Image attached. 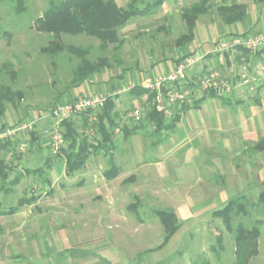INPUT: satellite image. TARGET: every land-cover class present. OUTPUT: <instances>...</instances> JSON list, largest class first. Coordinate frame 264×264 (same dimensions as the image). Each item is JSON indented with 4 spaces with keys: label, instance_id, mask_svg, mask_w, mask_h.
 <instances>
[{
    "label": "crops",
    "instance_id": "obj_1",
    "mask_svg": "<svg viewBox=\"0 0 264 264\" xmlns=\"http://www.w3.org/2000/svg\"><path fill=\"white\" fill-rule=\"evenodd\" d=\"M115 1L119 5V2ZM217 1L220 2L219 5L228 6L237 3L247 4V16L240 22L226 24L221 18L217 23L207 20L201 22L199 19L207 14L202 15L197 21L193 41L176 49L174 55L172 53L168 56L162 54L161 57L156 56L150 59L146 66L130 71L108 86L95 85L93 88L92 81L89 80L59 99L64 103L68 102V99L76 100L85 96L104 95L107 98L116 96L120 127L122 126L117 127L114 133L116 150L112 152L113 161H110L109 156L103 158V153L93 155L82 169L84 173L78 179L80 182L77 185L81 187L80 190H84L82 193L89 196L91 204L89 210L85 204L77 207L82 216L76 218L75 228H105L110 232L118 229L120 225L129 226L130 206L124 203L128 198H134L138 203L147 198L162 206L157 210L175 214L180 223V229L162 249L156 250L164 243L165 235L156 248L145 250L148 253L159 252L176 237L183 225L224 208L230 199L264 183V86L254 94L236 88L228 97H207L197 106L193 105L183 111L175 128L165 133L158 145H154L147 135L152 129L147 121V126L143 124L142 129L130 137H126L123 130L126 125L129 129L134 126L127 123L124 114H121L124 104L121 97L129 91L124 86L135 81L132 87L142 86L145 77L170 72L182 57L204 56L193 74L217 69L224 77L233 79L243 62H248L254 73L259 72L264 64V53L257 57L255 53L241 48L227 54H214L212 50L220 40L261 34L264 31V7H259L249 0ZM121 86L122 92L113 91L114 88ZM132 99V104L139 106L146 103L147 96ZM40 120L41 116L31 117L22 123ZM146 127H148L146 134H141L145 132ZM25 132L28 130L23 131ZM122 133L124 136L121 138ZM11 139L14 140L13 137ZM150 152L151 156L148 155ZM6 160L18 166L16 172L22 171L24 174L22 180L28 177L25 175L26 167L22 159ZM112 163L117 166L119 172L110 178L106 176V172L113 166ZM65 169V163L55 161L49 172L51 187L52 178L58 175L59 171L67 179L74 177L75 174L67 176ZM29 206L32 205L25 207ZM22 209L11 216L19 215ZM157 210L154 209V212ZM88 213L90 216H85ZM135 216L138 218V214ZM138 219L139 226L145 228V221ZM158 219L164 227L160 218ZM67 223H70L69 219ZM12 227L17 230L20 228L35 230L32 234L24 235L27 240L26 258L29 261L48 259L56 252H68L72 249L66 242L63 230L54 235V242H51L49 233L38 232V229L42 228L40 223L15 222ZM109 232L106 237L100 236L97 231L87 239H81L82 235L78 236L77 244L80 246L77 247L81 251L89 250L90 253H80L76 259H70V263L65 264H129L126 252L122 256H115V253L108 249L109 246L105 245L110 244L107 239Z\"/></svg>",
    "mask_w": 264,
    "mask_h": 264
},
{
    "label": "rangeland",
    "instance_id": "obj_2",
    "mask_svg": "<svg viewBox=\"0 0 264 264\" xmlns=\"http://www.w3.org/2000/svg\"><path fill=\"white\" fill-rule=\"evenodd\" d=\"M49 1L26 0V10L19 15L14 12L12 1L0 4V32L10 31L14 34V38L10 42L8 39L0 42V65L11 62L13 70L17 74L15 79L3 75L0 78V85L23 93V99L17 108L8 105L5 116L0 118V130L19 126L31 117L48 114L54 107L62 103L58 100V94L68 91L67 86L72 79L74 67L78 62L77 58L72 57L66 51L56 58L42 53L41 49L48 46L52 36L39 33L33 28V22L44 13ZM117 1L121 7H126L131 2V0ZM196 1L170 0L165 2L155 14L133 18L121 31V37L125 43L118 53L113 50V45H110L108 51L102 53L99 48L100 42L86 35L63 36V42L66 45L89 47L91 49L89 57L92 61L105 56L111 67L104 73L96 75L91 80V86L93 88L95 85L108 86L112 81L116 82L130 71L146 66L150 59L156 58V56L161 57L162 53L164 56L172 55V53L174 55L175 50H178L175 40L185 32V24L182 22L180 14L183 8ZM211 1L213 9L205 17L199 19L201 22L204 20L219 22L220 16L216 7L220 2ZM224 1L228 2L229 0ZM133 83L123 86L129 90ZM123 86L116 87L113 91L122 92ZM127 92L122 97L120 96L124 100L123 109H121L123 113L121 114H124L125 120L130 125H138V122L130 116L137 106L132 104L133 99ZM72 100L68 99L67 101L71 102ZM139 107L144 114L146 103H141ZM52 124L51 119L42 117L32 129H28V132L21 131L13 137L17 149L14 157L21 155L26 168L45 167L47 158L53 156L50 147H48L51 141V130L52 127L54 128ZM143 124L147 126L146 122ZM147 128L141 134H146ZM88 135L91 136L89 133ZM123 136L122 133L121 138ZM36 138H38L37 142L31 146V140ZM13 153L12 151L9 153L0 151V156L11 159L14 158ZM148 155L151 156V152ZM102 156L105 158L107 155L102 154ZM83 173V170H80L75 173L72 179H67L59 171L58 175L52 178L53 187L48 184L44 185L37 176L32 175L22 180V183L13 189L11 194L7 196L0 194L1 209L16 205L17 200L23 196L25 191H28L30 195L40 196L32 206L23 208L19 215L0 217L2 228L0 232V264L70 263V259H76L80 253H90L86 248V251H81L77 247L80 246L77 244L78 236L82 235L81 239H87L96 231L100 236H107L109 231L105 228H75L77 226L76 218L82 216L77 207L85 204L89 210L91 204L89 196L82 193L84 190H80L81 187L77 185L80 182L78 179ZM262 190L261 185L242 194L251 200V205L256 203ZM146 199L144 198L138 203L134 198H128L124 203L130 206L128 208L131 214L129 216L130 225H125V227L120 225L118 229L110 230L107 238L110 244H105L109 246L110 251L115 253V256H122L126 252L129 264H191L197 260H205L211 264H234V243L231 235L225 232L220 220L212 218L211 213L183 225L180 232L164 250L154 253L145 252L147 249L156 248L166 235L164 227L154 214V209H160L162 206ZM137 214L138 218L145 221V228L139 226L140 221L135 216ZM85 216H90V213ZM68 219L70 223H67ZM257 219H264V205L250 206L249 217H241L236 222L242 221L249 224ZM26 221L34 224L40 223L42 228L38 229V232L49 233L51 242H54V235H58L59 231L63 230V234L67 238L66 242L72 247L71 252H56L54 256L38 261L27 260V240L24 235L32 234L35 230L27 228L17 230L12 227L15 222ZM219 230L223 231L225 235V250L220 256L210 251V246L215 243L214 236ZM260 231L259 255L253 260V264H264V224L260 226ZM72 263L74 262L72 261Z\"/></svg>",
    "mask_w": 264,
    "mask_h": 264
},
{
    "label": "trees",
    "instance_id": "obj_3",
    "mask_svg": "<svg viewBox=\"0 0 264 264\" xmlns=\"http://www.w3.org/2000/svg\"><path fill=\"white\" fill-rule=\"evenodd\" d=\"M12 1L14 4V12L21 14L26 10V0H0V4ZM170 0H131L126 7H121L115 0H50L44 13L33 22V28L39 33H46L52 36V40L47 47H43L41 52L56 58L65 51L72 57L77 58L70 84L67 86L68 91L58 94V100L71 90L80 87L85 82L92 80L94 76L104 73L111 67L109 60L105 56L92 61L89 57L91 49L84 46L66 45L63 42V36H80L86 35L100 42L99 48L102 53L108 51L110 45L113 50L118 53L123 47L124 39L121 37V31L128 23L139 16H149L155 14L159 8ZM259 7H264V0H249ZM213 9L211 0H198L190 6L183 8L180 17L185 24V32L175 40L177 48L184 47L195 36V29L198 19L208 14ZM247 4L218 5L216 11L220 18L226 24H234L244 20L247 16ZM14 38V34L10 31L0 32V42L8 39L10 42ZM264 53V49L255 53L259 57ZM162 55H164L162 53ZM178 62V61H177ZM8 75L15 79L17 74L13 70L11 62H5L0 65V78ZM264 84L262 85V87ZM260 87V89L262 88ZM128 95L135 99H142L147 96L145 118L152 126L148 136L152 139L154 145L162 142L165 133L171 132L180 119V114L167 121L162 114L156 111L152 106V94L142 86H134L128 91ZM216 96L211 94L205 96L194 104L197 106L207 97ZM23 99L21 91H14L5 85H0V118L4 117L7 112L8 105L14 108L20 104ZM116 96L107 98L104 107L98 110H88L77 114L61 124L64 137V146H62L56 154L48 157L45 167L26 168L25 175L37 176L44 185L51 184L49 172L52 170L55 161L60 159L65 163V172L67 176H73L76 172L82 170L89 158L97 154H105L113 161V151L116 150L114 142V133L120 126V112L117 110ZM226 101V99H223ZM74 101V100H72ZM191 106H185L183 111ZM55 108V107H54ZM52 111V110H51ZM182 111V112H183ZM75 117V118H74ZM143 123L134 125L131 129L126 125L123 130L126 137H130L137 130L142 129ZM92 129L93 135L89 136L87 131ZM0 144V151L4 153L14 152L16 155V144L12 139L8 138ZM38 138L31 140V146H34ZM15 158V157H14ZM22 159L17 156L15 159ZM112 167L106 172L107 177H114L118 172V168L112 163ZM18 166H14L6 160L5 156H0V194L5 196L11 194L16 186H18L24 174L22 171L16 172ZM14 177L12 178V175ZM263 190L256 199V203L250 205L251 200L240 194L229 200L227 205L212 213L213 219H218L224 226L225 232L231 235L234 243V264H253V260L259 255V239L261 237L260 226L264 224V219H257L249 224L237 221L241 217H249L250 206L258 207L264 205V183ZM40 196L29 194L27 192L17 200L16 205H12L7 209L0 210V216H11L28 205H32ZM154 214L160 218L166 231L164 243L157 247L156 250L162 249L180 229V223L175 214L157 210ZM0 228V232H1ZM215 243L210 246V251L217 255H221L225 250L224 232L219 230L214 236ZM191 264H211L205 260H197Z\"/></svg>",
    "mask_w": 264,
    "mask_h": 264
},
{
    "label": "built area",
    "instance_id": "obj_4",
    "mask_svg": "<svg viewBox=\"0 0 264 264\" xmlns=\"http://www.w3.org/2000/svg\"><path fill=\"white\" fill-rule=\"evenodd\" d=\"M237 48L251 53L263 50L264 31L259 35L234 36L220 40L214 45L212 53L227 54ZM203 59L204 56L188 55L182 57L170 72L144 78L142 87L152 94V106L167 121L173 120L178 113H182L185 106H193L205 96L215 94L228 97L236 88L254 94L264 84V64L259 72L254 73L250 64L243 62L233 79L224 77L217 69L203 70L193 74ZM106 100L107 97L104 95L85 96L68 103L58 104L48 114L42 115L41 118L51 119L54 124L50 141L52 153L56 154L64 146L62 122L85 111L101 109ZM130 116L138 123L147 121L145 113H142L139 106L135 107ZM35 122L22 123L19 126L0 130V141L12 138L21 131L32 129ZM87 133L93 135V130L90 129Z\"/></svg>",
    "mask_w": 264,
    "mask_h": 264
}]
</instances>
